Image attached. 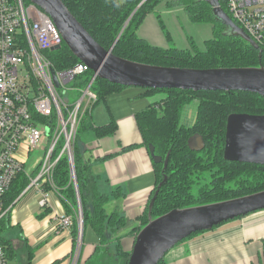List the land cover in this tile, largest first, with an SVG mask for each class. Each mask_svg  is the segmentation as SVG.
<instances>
[{
	"label": "trees",
	"instance_id": "1",
	"mask_svg": "<svg viewBox=\"0 0 264 264\" xmlns=\"http://www.w3.org/2000/svg\"><path fill=\"white\" fill-rule=\"evenodd\" d=\"M61 1L97 44L105 50L113 46L112 53L123 59L149 65L191 69L264 67V46L259 45V50H256L240 38L223 36L224 27L214 20L206 3L177 0L188 4L186 8L189 10L186 12L192 22L211 23L214 29L213 38L205 42L202 50L194 45L190 49L179 50L151 46L136 33L147 14L159 4L170 3L171 0H126L123 3L119 0ZM218 1L226 12L222 0ZM121 31L122 34L115 42ZM45 54L56 71L66 70L79 63L64 44L59 50L46 51ZM92 75L89 71L80 78L81 86L86 85ZM123 88L125 87L96 78L91 90L96 94L97 102H100L109 94ZM140 90L144 95H164L157 104L148 105L137 113L136 120L143 144L146 147L152 146L155 155L162 159L170 151L165 171L170 177L157 194L151 210L152 217H159L172 209L217 203L264 190V166L227 162L223 159L227 117L230 114L264 115L263 97L246 92ZM192 100L197 101L195 120L190 127H185L180 124V112ZM85 116L87 117H83L81 121L73 146L74 173L83 217V241L85 233L92 231L98 239L95 253L101 254L99 248L107 244L112 234L125 225V219L116 211L106 210L109 197L97 191L96 178L90 165L83 160L76 141L84 129L90 128L97 137H105L112 135L115 128L112 123L94 127L88 114ZM194 134L201 135L204 140L205 148L201 152L190 151L187 147L188 138ZM162 168L163 164H154L156 185L162 180ZM28 182L24 174L17 175L5 197V207L14 206ZM53 184L66 215L71 210L74 212L69 217L72 220L73 240L76 241L77 195L70 182L66 158L57 163ZM48 211L45 209L39 217L45 216ZM9 216L10 212L2 221L0 230L7 227ZM138 220L140 225L135 228L134 234L147 224V208ZM0 239L9 264L16 256L14 248L10 240L1 235ZM115 250L116 256H122L127 264L129 253L122 251L119 243ZM158 264H164V260Z\"/></svg>",
	"mask_w": 264,
	"mask_h": 264
},
{
	"label": "crops",
	"instance_id": "2",
	"mask_svg": "<svg viewBox=\"0 0 264 264\" xmlns=\"http://www.w3.org/2000/svg\"><path fill=\"white\" fill-rule=\"evenodd\" d=\"M194 26H202V29L194 31ZM136 33L151 46L161 49L187 50L194 45L202 50L205 42L213 38L214 29L211 23H193L182 5L161 3L145 16ZM198 40L201 44H196ZM163 98L160 93L144 95L142 91L125 87L96 102L87 113L94 127L114 125V133L105 137H97L90 128L84 129L76 142L96 178L97 191L109 197L106 210L118 212L124 217L125 225L112 234L108 241L110 246L99 248L101 254L95 253L98 239L88 230L80 264H96L101 261L104 250L109 254L111 250L113 256L111 247L117 243L122 251L130 252L135 228L140 225L138 219L156 187L154 164L143 144L136 116ZM40 199L38 193L29 190L11 210L5 238L14 248L13 262L71 264L73 228L57 222L66 215L60 197L56 191L47 194L49 211L41 217L45 209L39 208ZM76 209L77 212L78 207ZM73 213L71 210L69 214ZM113 259L118 258L113 256ZM163 260L164 264H264V210L185 239L167 252Z\"/></svg>",
	"mask_w": 264,
	"mask_h": 264
},
{
	"label": "built area",
	"instance_id": "3",
	"mask_svg": "<svg viewBox=\"0 0 264 264\" xmlns=\"http://www.w3.org/2000/svg\"><path fill=\"white\" fill-rule=\"evenodd\" d=\"M222 3L230 19L264 46V0ZM57 45L62 46L61 35L42 10L24 0H0V225L13 208L5 207V197L17 175L24 174L29 182L14 205L34 190L41 196L39 208L46 209L47 194L56 191L54 171L62 158L67 160L71 184L77 185L73 146L83 117L97 102L91 90L95 79L92 75L78 88L73 102L64 97L67 85L90 70L79 62L56 71L45 52ZM35 150L41 154L32 176L26 172V164ZM57 222L63 227L72 224L66 215ZM0 264H8L1 239Z\"/></svg>",
	"mask_w": 264,
	"mask_h": 264
},
{
	"label": "water",
	"instance_id": "4",
	"mask_svg": "<svg viewBox=\"0 0 264 264\" xmlns=\"http://www.w3.org/2000/svg\"><path fill=\"white\" fill-rule=\"evenodd\" d=\"M28 1L49 16L61 35L62 44L93 73L94 79L98 78L126 88L246 92L264 98V67L262 66L191 69L130 61L115 56L112 53L113 46L105 50L97 44L61 0ZM195 2L206 3L210 7L214 20L224 27L223 36L240 38L259 50V45L222 10L218 0H195ZM133 13L126 21L124 28ZM60 48L61 45H57L50 51H57ZM51 74L55 86L58 87L55 71L52 70ZM187 147L190 151L201 152L205 148L202 136L194 134L189 137ZM147 149L153 164H163L162 180L156 185L149 200L148 222L134 237L127 264H158L175 245L193 234L210 231L227 221L264 210V190H262L217 203L172 209L159 217H152L151 210L157 194L170 177L165 173L170 151L162 159L155 155L152 146H148ZM223 159L227 162L264 166V115L230 114L227 117ZM75 191L78 210L82 216L77 185ZM82 239L83 224L81 222L78 242L81 243Z\"/></svg>",
	"mask_w": 264,
	"mask_h": 264
},
{
	"label": "rangeland",
	"instance_id": "5",
	"mask_svg": "<svg viewBox=\"0 0 264 264\" xmlns=\"http://www.w3.org/2000/svg\"><path fill=\"white\" fill-rule=\"evenodd\" d=\"M119 1L121 2L123 0H119ZM144 1L145 0H143L142 2H144ZM171 1L172 2L167 3V4H169V5H172V4L182 5V6H184L185 11L189 10L188 8H186V6H188V4L185 1H180V2L177 1V0H171ZM193 23H195V22H193ZM193 29H194V31H197L198 29L199 30L202 29V26H194ZM196 42H197L196 44H201L200 40H198ZM80 87H83V86H81V79L77 78L73 82H71V83H69L67 85V88L69 90L67 91V94L64 95V97H68L70 99V102H73L74 101V96L77 94V90ZM134 89H136L138 91H141L140 90L141 88H134ZM60 91H62V89ZM196 110H197V101L196 100H192L191 102H189L186 105H184V107L182 108V110L180 112V124L185 126V127H190L194 123ZM84 117H87V116H84ZM83 133L85 134L86 132H82V134ZM40 154H41L40 150H35L33 153H31V155H30V157H29V159L27 161L26 172L28 174L32 175V176L36 175L35 168L37 166L38 156H40ZM196 187H199V186H196ZM77 207H78V205H77ZM81 222L83 224V217L80 215L79 210H78L77 211V217H76L77 234L79 232V226H80ZM7 230H8L7 227H5V229H3V230H0V235L3 236V237H7ZM104 246L108 247L110 245L107 243ZM115 246L116 245H113L111 248L112 249L114 248V255L113 256H115L118 259H116V260L113 259L111 250H108V251H110V254H109V252H107V250H104L105 253L103 252V255L101 257V261L97 262L96 264H119V261L123 262V264H125V260H124V258L122 256H116ZM83 248H84L83 240H82L81 243H79L78 242V235H77L76 241H74L73 251H72V254H71V257H72L71 264H73V263L74 264H78V262L81 263L80 257H81V252H82ZM9 264H14V262L11 261V262H9Z\"/></svg>",
	"mask_w": 264,
	"mask_h": 264
},
{
	"label": "flooded vegetation",
	"instance_id": "6",
	"mask_svg": "<svg viewBox=\"0 0 264 264\" xmlns=\"http://www.w3.org/2000/svg\"><path fill=\"white\" fill-rule=\"evenodd\" d=\"M224 30V29H223Z\"/></svg>",
	"mask_w": 264,
	"mask_h": 264
}]
</instances>
